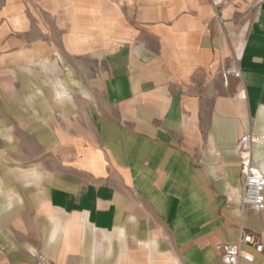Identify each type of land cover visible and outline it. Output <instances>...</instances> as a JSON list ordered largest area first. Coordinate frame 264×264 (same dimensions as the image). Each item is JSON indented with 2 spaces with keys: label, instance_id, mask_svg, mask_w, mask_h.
I'll return each mask as SVG.
<instances>
[{
  "label": "crops",
  "instance_id": "crops-1",
  "mask_svg": "<svg viewBox=\"0 0 264 264\" xmlns=\"http://www.w3.org/2000/svg\"><path fill=\"white\" fill-rule=\"evenodd\" d=\"M217 11L211 0H0V81L4 64L50 54L47 38L71 53L111 46L93 70L73 68L90 103L66 111L60 87L48 133L26 134L50 162H0V264H227L217 245L241 228L263 250L246 247L255 260L238 264H264V210L240 208L238 154L245 133L264 138V0ZM15 135L0 121V153L19 151ZM253 159L264 172V139Z\"/></svg>",
  "mask_w": 264,
  "mask_h": 264
},
{
  "label": "rangeland",
  "instance_id": "rangeland-1",
  "mask_svg": "<svg viewBox=\"0 0 264 264\" xmlns=\"http://www.w3.org/2000/svg\"><path fill=\"white\" fill-rule=\"evenodd\" d=\"M211 2L217 15L219 13L217 11L218 8L215 7L212 0ZM246 26L247 25L244 24V32ZM43 41H47L49 46L53 49L50 54L46 56L43 55L42 58H37L32 62L28 61L26 58H22L19 63L10 62L7 65L4 64L8 66V69H6L5 74L2 75L4 79L0 81V89L4 94V99L1 101L2 104H0V121L14 129V135H16L13 141L18 140L20 143L19 151L15 150V152L0 153V162H12L13 166L16 167L28 165L32 161L38 159L47 163L50 162V158L52 157L51 152L49 150L45 151L44 149H42V151L37 150L38 146L33 136L28 137L26 134L32 132L34 128L38 130L41 129L44 135L48 133L51 122L47 116L49 114L50 105H58L55 101V93L59 91L60 87H62L64 91L69 92L73 97L71 103L66 102V111H75L73 105L74 103L78 104L77 100L82 99L81 103L84 105L89 104L90 102L88 100L85 101V95L82 90L77 87L79 75L76 73L77 70L73 68L85 66V69L79 71L80 75L85 70L89 72L93 70L90 65H93L94 62L98 64L99 61H102L104 63L105 58H107V56L109 57L108 53L109 49H111V46H109L110 40L107 41V45L103 46L95 54L88 53L87 51H74V53L66 52V46L62 44L63 41L61 37L58 39L47 38ZM35 42L36 45L43 46L42 41ZM68 51H70V48ZM77 63L81 64L77 65ZM28 64L36 66L35 72L31 74L28 72L26 69ZM13 70H20L21 81L13 79L11 76ZM69 72L73 76L68 77L67 74ZM37 94H39V96L42 95V98L38 100L32 99L33 95ZM56 118L58 120L57 122H59V124L61 123L62 127L67 126L69 118H67L66 121L59 114L56 115ZM17 131L20 132L21 135L22 132L23 134L25 133L24 136H18ZM47 136L45 137L47 138ZM1 141L3 143H1ZM5 141L8 142L9 139H0V144H5ZM225 199L228 201L229 197L226 195ZM226 201L225 206L228 207ZM240 208L241 210L244 209L241 205Z\"/></svg>",
  "mask_w": 264,
  "mask_h": 264
},
{
  "label": "built area",
  "instance_id": "built-area-1",
  "mask_svg": "<svg viewBox=\"0 0 264 264\" xmlns=\"http://www.w3.org/2000/svg\"><path fill=\"white\" fill-rule=\"evenodd\" d=\"M216 8L219 9L226 0H212ZM219 21L222 23V18L219 15ZM264 138L255 136L251 133H245L239 141L238 154L239 162L241 163V172L245 178V188L240 199L242 208L262 212L264 210V172L254 162L253 149L254 145L262 141ZM239 241L233 244L219 243L217 251L220 252L223 260L227 264H238L240 259L246 262L255 260V254L246 247L251 246L256 252H262L263 244L258 234L251 233L245 228L240 229ZM40 264H50L44 257H39Z\"/></svg>",
  "mask_w": 264,
  "mask_h": 264
}]
</instances>
